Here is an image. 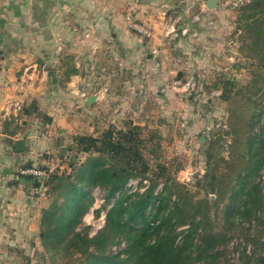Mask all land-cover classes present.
Here are the masks:
<instances>
[{"label":"rangeland","instance_id":"rangeland-1","mask_svg":"<svg viewBox=\"0 0 264 264\" xmlns=\"http://www.w3.org/2000/svg\"><path fill=\"white\" fill-rule=\"evenodd\" d=\"M206 1L174 0V5L160 11L158 27L151 28L138 22L130 10L127 18L131 24H138L143 33L130 28L127 18L125 26L133 34L130 42L141 46L136 48L138 52L142 50L141 54L130 51L126 57H120L109 35L95 46L82 73L89 84L86 93L100 94L102 105L85 109L76 135L98 137L108 127L139 123L143 137L150 133L159 137L157 157L146 153L150 165L163 164L168 175L186 184L196 198L214 201L215 195L199 186L204 184L203 177L210 168L216 167L214 172L219 178L230 174L231 166L237 168L240 164L237 148H242L248 127L253 125L257 131L264 120V112L261 114L264 87L252 83L253 64L259 56L250 50L251 36L239 20V9L248 0H218L212 10L206 7ZM154 41L158 43L155 49L151 44ZM76 56L84 55L69 52L63 59L71 61ZM133 58L141 61L139 65L131 67ZM123 76L127 78L121 79ZM125 97L138 107L121 113L116 105ZM74 136L64 134L63 146L71 145ZM59 152L60 149L54 155L44 154L47 160L43 162L53 157L55 165L67 166V160L56 162ZM68 155L74 154L67 152ZM83 158L82 154L77 156L78 160ZM255 181L264 195V169ZM128 187L132 189L134 185ZM46 197L39 196L44 206L51 202V196ZM91 197L94 202L77 227L82 233L86 229L88 236L99 230L100 216L109 206L105 201L98 203L105 199L103 190L93 189ZM115 198L116 195L109 203ZM226 202L224 198L212 209L215 231L230 237L227 245L219 248L222 252L214 264H226V261L256 264L255 257L264 248V203L254 218L240 225L226 221L223 213ZM96 210L100 215L96 216ZM82 261L80 254L57 252L53 258L47 255L37 264H81Z\"/></svg>","mask_w":264,"mask_h":264},{"label":"trees","instance_id":"trees-1","mask_svg":"<svg viewBox=\"0 0 264 264\" xmlns=\"http://www.w3.org/2000/svg\"><path fill=\"white\" fill-rule=\"evenodd\" d=\"M239 11V20L251 36L250 50L259 56L253 64L252 83L264 87V0H248ZM158 140L156 133L143 137L138 125L111 126L98 137H72L71 145L63 146L57 156L62 163L67 160L64 170L55 169L42 181L20 174L32 183L37 196L42 186L47 189L45 196H51L40 217L42 259L66 252L80 254L81 264L215 263L230 237L215 231L212 209L227 198L223 208L226 221L243 225L264 203L255 181L264 169V120L257 131L253 125L248 127L242 148H237V168L231 166L230 174L218 178L213 167L203 177L199 188L214 194V201L196 198L186 184L168 175L163 164L150 165L146 153L157 157ZM67 152L74 155L67 156ZM80 154L82 160L77 159ZM34 165L41 166V162H27L21 169ZM132 179L139 180L136 190L128 189ZM144 180L147 185L140 191ZM95 188L105 192L109 206H103L104 225L88 236L86 229L82 233L77 227L94 202L91 191ZM99 212L96 210V216ZM183 226L187 228L180 229ZM255 258L256 264H264L263 247Z\"/></svg>","mask_w":264,"mask_h":264},{"label":"crops","instance_id":"crops-1","mask_svg":"<svg viewBox=\"0 0 264 264\" xmlns=\"http://www.w3.org/2000/svg\"><path fill=\"white\" fill-rule=\"evenodd\" d=\"M171 5L174 0H0V264L42 260L45 203L19 170L57 153L64 134H77L92 95L82 71L95 46L109 35L120 57L141 54L125 18L132 11L138 22L158 27L160 11ZM69 52L84 56L66 61ZM132 60L131 67L141 62ZM95 95L92 105L101 107L102 96ZM125 99L116 105L121 113L138 107Z\"/></svg>","mask_w":264,"mask_h":264},{"label":"built area","instance_id":"built-area-1","mask_svg":"<svg viewBox=\"0 0 264 264\" xmlns=\"http://www.w3.org/2000/svg\"><path fill=\"white\" fill-rule=\"evenodd\" d=\"M127 21L129 22L128 25H129L130 28H132L133 30H136V31H138L140 33H143V30H141V28L139 27L138 24H136V23L131 24L130 23L131 21L128 18H127ZM59 161L60 160L56 157V162H59ZM64 168H65V166H60L59 164L55 165L54 162H53V159H52V160L47 161V162H42L41 166L34 165L32 167H26V168L20 169V174L21 175H28V176H31V177H33L35 179H38V180L42 181V179L48 178L49 174L51 172H53L55 169H59L60 171H62V170H64ZM142 184H143L144 187L141 186V188L139 189L140 191L144 190L145 186L147 185V181L146 180L142 181ZM130 185H134V187H132V190H136L137 187H140L139 186V180H137V179L130 180L129 183L127 184V186H130ZM94 190L95 191H99V188H95ZM46 191H47V189L44 186H42L40 188V190H39V196L40 197H46L45 196L46 195ZM104 201H105V199L102 198L98 202L99 205L104 203ZM105 215H106V213H102L101 216H100V220H102V221H101V225L98 226L99 229L104 225ZM182 228L184 229V228H187V227L183 226L180 229H182ZM94 233H92V235ZM247 252H249V248L247 249Z\"/></svg>","mask_w":264,"mask_h":264},{"label":"water","instance_id":"water-1","mask_svg":"<svg viewBox=\"0 0 264 264\" xmlns=\"http://www.w3.org/2000/svg\"><path fill=\"white\" fill-rule=\"evenodd\" d=\"M217 2L218 0H207L206 1V7L208 9H215L217 7ZM48 76H51V77H54L55 76V72L53 71H49L48 72ZM96 100V95H90L87 100H86V103L85 105L86 106H91L93 104V102H95ZM19 144H16V148L18 147ZM64 152V151H63Z\"/></svg>","mask_w":264,"mask_h":264}]
</instances>
